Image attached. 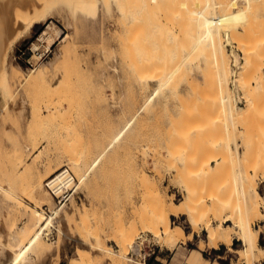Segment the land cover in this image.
Instances as JSON below:
<instances>
[{
    "label": "rangeland",
    "instance_id": "rangeland-1",
    "mask_svg": "<svg viewBox=\"0 0 264 264\" xmlns=\"http://www.w3.org/2000/svg\"><path fill=\"white\" fill-rule=\"evenodd\" d=\"M82 1L84 0H80V2ZM105 1L86 0L80 3L79 0H12L9 7L11 11L3 13L7 11V7L5 6L4 9H2L4 6L1 7L0 29L2 30L0 33L6 34L5 36L11 33L12 29L9 28L26 25L36 11L42 18V22L27 30L13 43L8 54L7 70L0 73V264H10L11 253L19 251L26 242V227L34 216L40 218V223L34 224V228L31 223L30 233L32 235L40 232L45 217H55V229H52L49 240H42L49 247V251L58 249L61 259L59 264H68L78 247L77 240L80 237L86 241L90 240V242H94L99 237L106 246L117 251L120 250L117 238L114 236L121 230L135 234L136 242L141 237L146 239L145 241L141 240L144 241L143 257L135 256V258L144 260L147 264H159V262L162 263V260L172 258L178 250L182 251L180 247L184 248L186 254L203 250V256L211 263L239 264L238 257L230 253L227 247L221 246V249L216 251L206 246L207 234L203 225L199 232L194 233L192 240H181L174 251H168V247L161 246L150 233L138 229L134 221L142 215L144 216L145 212V216H147V212L152 210L150 208L154 203L151 204V201L154 202L152 198L157 188L163 197H167L164 198L168 201L173 198L177 204L186 202L187 192L184 191L181 183L184 179H182L183 175L179 174L183 170V156L187 152L186 148L189 149V153L196 154L195 156L199 157L201 161L200 164L198 163L200 168L196 167L200 174L196 178L193 177L195 184L203 171L202 161L206 165L205 159L212 160L214 157L220 156L222 161H225L229 158V162L226 160L225 164L224 161L219 162L220 168L217 163L212 164L211 168L208 166V172L206 171L208 167L204 165L203 176L212 180L207 181L206 178L201 177L203 182H206L203 186L202 180H199L201 183L198 184L200 186L198 188L201 189L202 186L204 193H207L205 190L208 191L210 188L214 193L218 187L222 189L224 183L226 184L224 187L227 188L228 181H231V187L227 189L231 194H229L230 192L226 194L224 188L225 191H222L226 199H230L233 197L231 195H234L235 201L239 200L238 194L240 195V193H237V187H239L240 173L242 175L249 173L253 178L256 176L255 169L262 168L261 171L256 170L259 172L255 181L260 195L264 197V183H261L264 175V83L258 78L260 70L263 68L264 71V1L250 0L246 14L243 13V24L233 25V31L230 27L231 42L228 44L227 40L223 41L227 50L226 57L228 56L226 62L229 61L227 65L230 64V67L227 66V75H225L227 72H224L220 62L222 60L218 59V62L216 59L221 56L214 53L213 49L205 52L210 48L203 49L206 46L202 47L204 45L202 44L199 48L192 50L195 48L198 35L196 37L192 35V31L193 34H196L194 31L196 29H194V24H190L193 21L195 23L197 19L194 20L195 16L190 15L192 13L189 11L200 12L206 6L205 1L203 4V1L197 0L198 2H190L193 4L190 5L186 0H167V2L158 0L159 3L156 2L157 9L152 6L153 3L155 6V1L152 3V0H148L147 3L144 0ZM222 1L218 0L217 2L222 3ZM225 1L223 2L228 3L234 0ZM161 6L163 7L161 8ZM152 7L155 9L152 10ZM244 7L246 9L245 1L239 0L233 3L232 11H240ZM224 10L221 8L219 12L216 9L215 14L227 15L228 10L223 13ZM184 11H186L185 14ZM5 21L6 24L3 23ZM4 24L6 26L8 24V31L3 26ZM50 24H54L55 29L60 30L63 36L66 35L64 38L67 37V39L65 42L58 41L42 60L36 59L34 56L43 53L45 49V44L37 40ZM185 26L186 29H191L188 31L184 29ZM187 26L189 27L187 28ZM3 27L6 32L3 31ZM49 32L54 34L53 30ZM2 34L0 36H3ZM197 34L200 37V33ZM186 35L188 36L186 37ZM35 43L43 44L37 54L31 52L32 45ZM63 47H69V54L60 64L58 74L50 77L47 87L44 86L43 89L42 86L43 90L41 87L20 86L15 81L14 74L17 72L14 70L15 68L21 69L24 76H28L35 70L39 71L50 66ZM20 50H25L26 54L22 55ZM235 56L243 65L241 66L243 68L238 67V69L241 72L244 69L245 72L241 73L236 69L237 67H234L236 66ZM28 61L32 63V66ZM235 70L241 74L237 73L238 75H236ZM215 76L217 84L220 86L221 79H224H222L224 84L222 83L221 89L214 87ZM225 76L228 79V85L225 82ZM171 77L174 80H171ZM261 77L264 81L263 76ZM238 78L239 80H237ZM247 80H250V83ZM165 82L166 85H164ZM202 82L206 84L203 85ZM255 82L260 84L257 86ZM234 84L238 85L237 88L234 87L235 91ZM228 86L232 88L230 94ZM243 87L248 89L247 94L246 91L244 93L241 90ZM217 89L221 91H217ZM156 90H159V94L155 101L146 105L149 97ZM251 90H256L255 93L253 92L254 96L250 93ZM237 91L243 93L242 95L246 94L247 97L241 95L238 100ZM220 95L222 100L229 95L230 102L234 106L233 112L226 109L228 108L226 106L224 112L221 102H215ZM221 96L217 102L221 100ZM204 97L206 99H203ZM238 101H241L239 107L244 108V112L245 110L247 112L244 118H242L243 110H236ZM199 104L207 105V107L199 106ZM248 106H251V111L248 110ZM261 112H263L262 115ZM210 118L211 120H209ZM213 118L220 119V123ZM182 119L183 124L181 123ZM215 121H217L216 125ZM129 122H132V125L124 139L110 148L111 141ZM202 122L206 123L205 128L208 127L205 129L206 131L203 129V134L199 129L204 128ZM208 123L211 125L209 126ZM225 125L228 127L226 128ZM183 127L188 131L183 130ZM210 127L213 129L210 130ZM222 129L226 130V134L231 129L234 136L230 130L228 136L231 139H228ZM187 134H190L191 142L188 140ZM233 137H236L234 142L242 144L240 150L242 162L233 160L230 153L228 157L229 154L224 152L226 148L228 150V147H225L227 144L234 148ZM174 138L179 140L180 144ZM253 138L258 139L255 141ZM215 142L216 144H214ZM252 147L254 149H250ZM261 152L263 156L260 154ZM224 154H228L227 158H223ZM246 156H249L247 160ZM100 157L99 165L89 175V182L81 185L80 173L88 170ZM245 160L248 162L246 163ZM260 164L261 166L258 167ZM65 167L69 168L79 181L78 195L72 198L59 214L45 216L43 212L45 208L54 210L53 212L58 211L45 183ZM215 169L219 172L223 169L220 173L216 172V175L219 173V177L221 173L223 174V176L221 175L222 182H218V180L221 181V177L218 178L214 175L208 177V173L215 174ZM178 170L181 171L178 173ZM41 180L44 190L40 191L38 184ZM214 180H217V183ZM226 180L228 181L226 182ZM154 183L156 186H160L154 188ZM207 183L209 184L206 185ZM148 189L151 192L147 191ZM199 192L202 193L201 190ZM228 195L230 196L228 197ZM147 198L149 200L151 198V200L149 201ZM235 201L231 202L237 205L238 201ZM83 206L91 210L89 216L84 217V227L81 226V216L77 213V210H82ZM259 213L252 219L256 224L254 229L262 231L259 245L264 247L263 201H260ZM208 216L205 217H208L207 219L214 225L219 223L218 218L216 219L213 215ZM136 217L138 218L136 219ZM61 219L62 221H60ZM171 220L173 224L183 225L186 233L192 232L185 217H171ZM227 223L231 225L230 222ZM65 228L70 236V239L66 241L62 236L65 234ZM233 241L234 249L242 247L236 237ZM202 245H204L203 248H201ZM130 247L127 249V257ZM163 247L165 248L163 249ZM52 259L48 260L47 264H54ZM25 264L44 263L41 256L33 254L27 257ZM128 264L130 263L128 262ZM260 264H264V262Z\"/></svg>",
    "mask_w": 264,
    "mask_h": 264
},
{
    "label": "bare ground",
    "instance_id": "bare-ground-1",
    "mask_svg": "<svg viewBox=\"0 0 264 264\" xmlns=\"http://www.w3.org/2000/svg\"><path fill=\"white\" fill-rule=\"evenodd\" d=\"M34 1V0H33ZM78 1V0H77ZM86 0L82 1V2H85ZM101 1V0H100ZM107 1V0H106ZM105 1V2H106ZM118 1V0H117ZM129 1V0H128ZM146 3L148 0H144ZM153 1H155V6H154V3ZM160 1V0H159ZM158 0H152L151 2L153 3L152 6L153 7H156V4L159 3ZM163 1V0H161ZM160 1V2H161ZM170 1V0H169ZM179 1H184V0H179ZM187 3L189 4L190 2H194V1H197V0H186ZM199 1H203V4H204V1L206 2V6L201 9L200 12H190L189 13H192L190 15H193L195 16L194 17V20L197 19V21L195 23L191 22L190 25H193L191 27H193L196 34H193V31H192V35H194L196 37V35H198L199 37V34L197 33H200V37L196 38V45H195V48H193L192 50L194 49H197L199 48L202 44V47L203 46H206V47H203V49H208L207 51L205 52H209L211 49H213V51H215L214 53H217L218 56H221L219 58H216L217 61L219 59L222 60L220 61L222 66H223V69H224V72L226 73L227 72V62L229 63V61L226 62V45H224V42L225 40H227L226 42H228V44L231 42L230 40V35L232 33V31L234 30L232 27L233 25H239V24H243L242 23V20H244V14H246V11H247V8H248V2L250 0H243L245 1V4H246V9L245 7L243 8V10H240V11H232V6H233V3L239 1V0H234L232 2H228V3H224L223 1L225 0H220L222 1V3H218L217 1L218 0H199ZM264 1V0H263ZM12 0H0V11L2 9L5 8V6L7 7V11L3 12V13H6L8 11H11V9L9 8L10 7V4H11ZM80 2V0H79ZM80 2V3H82ZM104 2V3H105ZM157 2V3H156ZM164 2H167V0H164ZM198 2V1H197ZM226 2V1H225ZM31 3H33L31 1ZM163 3V2H162ZM165 4V3H164ZM188 4L187 5V8L188 7ZM192 3H190L191 5ZM223 4V5H222ZM107 5V3H106ZM146 5V4H144ZM185 5V4H184ZM189 5V6H190ZM193 5V4H192ZM264 5V4H263ZM4 6V7H3ZM36 6V5H35ZM160 6V5H159ZM164 6V5H163ZM161 6V8L163 7ZM204 6V5H203ZM242 6V5H241ZM1 7H3L1 9ZM123 7V6H122ZM150 7V6H148ZM152 7V10L155 9ZM157 7H158V4H157ZM156 7V9H157ZM236 7V6H235ZM37 8V7H36ZM144 8V7H143ZM183 8V7H182ZM191 8V6H190ZM221 8H224L225 10H228V12L226 13L227 15L225 14H222V15H219V14H215L216 13V9H219L221 10ZM149 9V8H148ZM193 9V8H191ZM190 9V10H191ZM120 10H122V8H120ZM151 10V9H149ZM183 10V9H182ZM225 10L223 13H225ZM33 11V9H32ZM182 13V11H180ZM186 11H184V14H185ZM220 12V11H219ZM38 12H34L32 17L29 19V22L26 24V25H23L22 27H18V28H14V26L12 28H9V29H12L11 33L7 36L3 35L2 33H0V35L2 34L3 36H0V73L2 72H5L7 70V67H8V54L11 50V47L13 45V43L19 39V37L25 33L27 30H30L32 29L35 25L39 24L42 22V18L40 17V15L37 14ZM41 13V12H40ZM179 13V14H181ZM218 13V12H217ZM221 14V13H220ZM189 15V16H190ZM122 16V15H121ZM188 16V15H187ZM185 17V15H184ZM183 17V18H184ZM186 18V17H185ZM184 18V19H185ZM192 18V16H191ZM190 18V19H191ZM193 20V19H192ZM185 21V20H184ZM6 24V21L3 22ZM9 23V22H8ZM159 23V22H158ZM184 24L186 22H183ZM3 25L6 27L7 31L9 30L8 29V24L7 26L6 25ZM172 24V23H171ZM159 25V24H157ZM196 25V26H195ZM162 26V25H161ZM164 26V25H163ZM183 26V25H182ZM3 27V31H4V28ZM166 27V26H165ZM189 26H187L188 28ZM232 27V31H231V28ZM230 28V30H229ZM186 29V26L185 28ZM183 29V30H184ZM188 29H191V28H188ZM186 29V30H188ZM238 29V28H237ZM244 29V28H243ZM2 30V29H0ZM50 30H53L54 31V34H51L49 31ZM2 31V32H3ZM189 31V30H188ZM231 31V32H229ZM236 31V30H235ZM6 32V30L4 31ZM3 32V33H4ZM194 32V33H195ZM239 34V33H238ZM235 35V34H233ZM66 36V35H65ZM65 36L62 35V32L60 30H57L55 29L54 27V24H50L49 26H47V29L40 35V37L38 38V41L41 42V43H44L45 46H44V51L43 53H40L39 55H36L34 56V58L36 59H41V57L50 52L51 49L56 45V43L58 41H61V42H65V40L67 39L64 38ZM188 35H186L187 37ZM64 38V39H63ZM190 38V37H189ZM232 38V37H231ZM194 39V38H193ZM198 39V40H197ZM225 39V40H224ZM234 39V38H233ZM232 39V40H233ZM131 42V41H130ZM156 44V43H155ZM241 44V43H240ZM43 45V44H42ZM42 45H40L39 43L38 44H33L32 45V51L36 52V51H39L41 50V47ZM233 45V44H232ZM208 47V48H207ZM191 50V51H192ZM199 50V49H198ZM234 50V49H233ZM69 47H63L62 50L57 54V56L54 58V60L51 62L50 66L48 67H44L43 69H40L39 71H33L30 75H25L23 74V72L21 71V69L19 68H15L14 70H16L17 72L14 74V79L15 81H17V83L20 84V86H24V87H29V88H36V87H41L42 89V86H43V89L45 87H47L48 83H49V79L50 77L52 76H55L58 74V71H59V68H60V64L64 62V60L66 59V57L68 56L69 54ZM197 51V50H195ZM131 52V51H130ZM200 52V51H199ZM232 52V51H231ZM236 52V51H235ZM234 52V53H235ZM191 53V52H190ZM193 53V52H192ZM230 55V54H229ZM233 55V54H232ZM215 56V55H214ZM231 56V55H230ZM217 57V56H216ZM215 59V61H216ZM229 60V59H228ZM218 61V62H219ZM217 62V63H218ZM216 63V65H217ZM214 65V64H213ZM235 65L234 67H237L236 69H238V67H241L243 66L242 63L236 58L235 56ZM220 66V65H219ZM230 67V66H229ZM212 68V67H211ZM243 68V67H241ZM214 69V68H213ZM210 70V69H209ZM234 70V69H233ZM239 70V69H238ZM32 71V70H31ZM215 71V70H214ZM236 71V70H235ZM241 72V70H239ZM239 71L237 72L236 71V75H240L242 72H245L244 69H242V72L239 73ZM257 72H259V70L257 69ZM238 73V74H237ZM261 73V74H260ZM260 73H259V76L258 78L261 79V82L264 83V81H262V77L264 78V71H263V68L260 70ZM228 72L225 74L227 75ZM244 74V73H243ZM255 74V73H254ZM257 74V73H256ZM255 74V75H256ZM223 75V74H222ZM235 75V74H234ZM235 75V76H236ZM245 75V74H244ZM242 76V75H241ZM164 77V76H163ZM169 77V76H168ZM212 77V76H210ZM240 78V76H237ZM236 77V78H237ZM246 77V76H245ZM257 77V76H256ZM165 78V77H164ZM172 79L171 80H174L173 77H171ZM239 78L237 80H239ZM243 78V76H242ZM241 78V79H242ZM168 79V78H167ZM215 86L214 87H217V88H220L224 83H223V80L221 79L222 83H221V86L219 84H217V77L215 76ZM220 79V78H218ZM233 79L235 80L234 76H233ZM232 79V80H233ZM247 79V77H246ZM257 79V78H256ZM166 80V79H165ZM188 80V79H187ZM207 80V79H206ZM209 80V79H208ZM227 77L225 76V82L227 83L228 85V82H227ZM236 80V81H237ZM259 81V79H257ZM256 80V81H257ZM162 81V80H161ZM164 81V80H163ZM211 81V80H210ZM209 81V82H210ZM242 81V80H241ZM248 81V80H247ZM252 81V80H251ZM254 81V80H253ZM167 82V81H166ZM165 82L164 85H166L167 83ZM205 82V80H204ZM260 82V81H259ZM260 82V83H261ZM203 83V82H202ZM211 83V82H210ZM213 83V82H212ZM219 83H220V80H219ZM225 83V84H226ZM237 83V82H236ZM239 83V82H238ZM241 83V82H240ZM248 83H250V80L248 81ZM256 84L258 82H255ZM259 83V84H260ZM261 83V85H262ZM18 84V85H19ZM162 84V85H163ZM206 84V83H203V85ZM213 84V85H214ZM217 84V85H216ZM243 86H244V83L242 82ZM257 84V86L259 85ZM163 85V86H164ZM201 85V84H199ZM241 86V84H239ZM45 86V87H44ZM219 86V87H218ZM237 84H234L233 85V88L236 87L237 88ZM239 86V88H240ZM247 86H249L247 84ZM202 87V86H201ZM205 87V86H203ZM202 87V88H203ZM209 87V86H208ZM213 87V86H212ZM213 87V88H214ZM223 87V86H222ZM242 87V86H241ZM250 87V86H249ZM262 87V86H261ZM160 88V87H159ZM162 88V87H161ZM228 88V93L230 94V91L232 90V88H230L229 86L227 87ZM244 88V87H243ZM241 89L243 90V92L245 93L246 91V94L248 93V89L247 88H244V89H247V90H244V89ZM252 88V87H251ZM40 90V88H38ZM42 89V90H43ZM221 89V88H220ZM250 89V88H249ZM226 90V89H225ZM41 91V90H40ZM200 91V89H199ZM205 91V90H204ZM209 91V90H208ZM217 91H221L219 89H217ZM234 91H235V88H234ZM233 91V92H234ZM252 92H250L253 95V92L256 91V90H251ZM43 92V91H41ZM200 93V92H199ZM213 93V92H212ZM216 93V92H215ZM249 93V94H250ZM255 93V92H254ZM159 94V90H156L154 93H152V95L149 97L148 101L146 102V105L148 104H152L154 101H155V98L157 97V95ZM195 94V93H194ZM201 94V93H200ZM220 94V92H219ZM243 94V93H242ZM240 92L237 91L236 93V96L239 100V98H241V95H242ZM245 95H242L243 97L246 96ZM209 95V94H208ZM235 95V94H234ZM202 96V95H201ZM221 96V95H220ZM219 96V98H220ZM252 96H251V101H252ZM212 97V96H211ZM214 97V96H213ZM247 97V96H246ZM260 97V96H259ZM218 98V99H219ZM203 99H206L205 97ZM217 99V100H218ZM184 100V99H183ZM191 100V99H190ZM208 100V99H207ZM217 100L215 101L216 103H220L221 105H223L222 107L224 108V112L226 111L225 110V106L228 107L226 109H229L230 112H233V108L234 106L232 105V103L230 102V97L229 95L226 96V98H224L222 100V96H221V100L217 102ZM210 101V99H209ZM203 102L205 103V101L203 100ZM241 101H238L236 103V110L238 111H242L244 112V108L242 107H239V104H240ZM254 102V101H253ZM199 103V102H198ZM208 103V102H207ZM206 103V104H207ZM216 103H214L216 106ZM245 104V103H244ZM146 105H145V108H146ZM184 105V104H183ZM203 106V107H207L204 106V104H199V106ZM211 105V104H210ZM247 106V105H246ZM257 106V105H256ZM187 107V106H186ZM211 107V106H210ZM248 110H250L251 106H248ZM258 107V106H257ZM202 108V107H200ZM247 108V107H246ZM202 110V109H200ZM207 110V109H206ZM211 110V109H210ZM183 111V110H182ZM251 111V110H250ZM178 112V111H177ZM184 112V111H183ZM196 112V111H195ZM206 112V111H205ZM229 112V111H228ZM209 113V111H208ZM245 112H244V115L242 116V118H244L245 116ZM263 112H261V115H262ZM187 114V113H185ZM193 114V113H192ZM201 114V113H200ZM203 114V112H202ZM231 114V113H229ZM239 114V113H238ZM211 115V113H210ZM232 115V114H231ZM234 115V114H233ZM241 115H242V112H241ZM185 116V115H184ZM193 115H191L192 117ZM195 116H196V113H195ZM225 116V115H224ZM238 116V115H237ZM182 117V116H181ZM194 117V116H193ZM199 117V115H198ZM230 117V116H229ZM232 117V116H231ZM263 116H261V119ZM197 118V117H196ZM200 118V117H199ZM217 118V116H216ZM216 118H213V119H216ZM219 118V117H218ZM195 119V118H194ZM233 119V118H231ZM260 119V120H261ZM202 120V119H201ZM211 120V118L209 119ZM217 120V119H216ZM235 120V118H234ZM237 120V118H236ZM239 120V119H238ZM241 120V119H240ZM183 119L181 120V123H182ZM218 123H220V119L217 120ZM217 121H215V125L217 124ZM233 121V120H232ZM186 122V121H185ZM191 122V121H190ZM195 122V121H194ZM204 122V120H203ZM202 122V124H203ZM227 122V121H226ZM225 122V123H226ZM180 123V124H181ZM199 123V122H198ZM197 123V124H198ZM207 123V121H206ZM206 123H204V128H199L200 129V133L203 134L204 131H206L205 129V125ZM212 123V122H211ZM243 123V122H242ZM183 124V123H182ZM209 124V123H208ZM244 124V123H243ZM132 125V122H129L116 136L115 138L111 141L112 144H111V147L109 145L110 148H113L115 145H117L121 140L124 139L126 133L128 132V130L130 129ZM200 125V124H199ZM211 124H209L210 126ZM228 126H230L229 124H227ZM232 125V124H231ZM260 125V124H259ZM191 126V125H189ZM208 126V125H207ZM227 126V127H228ZM233 126V125H232ZM231 126V127H232ZM243 126V125H242ZM215 127H218V126H215ZM226 127V125H225ZM224 127V129H225ZM226 127V128H227ZM260 127V126H259ZM245 128V127H244ZM247 128V127H246ZM204 129V131H203ZM213 129L212 127H210V130ZM218 129V128H216ZM179 130V129H178ZM182 130V129H181ZM180 130V131H181ZM183 130H185V128L183 127ZM187 130V129H186ZM185 130V131H186ZM228 130V129H227ZM231 130V129H230ZM229 130V131H230ZM232 130H233V127H232ZM231 130V132H232ZM188 131V130H187ZM186 131V132H187ZM222 131H224L222 129ZM226 131V130H225ZM224 131V133L226 134V132ZM228 131V133H230ZM179 132V131H178ZM197 132V131H196ZM260 132V131H259ZM181 133V132H180ZM208 133H209V130H208ZM228 133L226 134L228 136ZM264 133V131H263ZM184 134V133H182ZM186 134V133H185ZM205 134V133H204ZM210 134V133H209ZM217 134V133H216ZM233 136H234V132H232ZM180 135V134H179ZM215 135V133H214ZM188 136V140L190 141L192 138L190 136V134H187ZM196 136V135H195ZM199 136V135H197ZM221 136V135H220ZM232 136V135H231ZM179 137V136H178ZM205 137V136H204ZM208 137V135H207ZM206 137V138H207ZM211 137V136H210ZM172 138V137H171ZM212 138V137H211ZM231 139L230 136H228V139ZM234 138L236 137H233L232 141L233 143H235L233 147L229 146V144L226 145L225 143V147H228V150L226 148V150L224 151L225 153L227 152L228 154L230 153L233 160L235 161H241L242 157H241V148H242V144L241 142H234ZM176 139V138H174ZM254 139V138H253ZM258 139V138H257ZM256 139V140H257ZM177 140V139H176ZM195 140V139H194ZM197 140V139H196ZM206 140V139H204ZM213 140V139H212ZM211 140V141H212ZM245 140V139H244ZM255 140V139H254ZM255 140V141H256ZM263 140V139H262ZM179 140H177L178 142ZM188 141V142H189ZM192 141V140H191ZM190 141V142H191ZM222 141V140H221ZM171 142V141H170ZM180 142H182L180 140ZM227 142V141H226ZM179 143V142H178ZM197 143V142H196ZM232 143V142H230ZM177 144V143H176ZM180 144V143H179ZM216 144V142L214 143ZM224 144V143H223ZM253 144V143H252ZM261 144V143H260ZM181 145H184V144H181ZM197 145V144H196ZM231 145V144H230ZM251 145V144H250ZM186 146V145H184ZM183 146V148L185 149V147ZM203 146V145H202ZM205 146V145H204ZM223 146V147H224ZM187 147V146H186ZM213 147V146H212ZM222 147V146H221ZM109 148V149H110ZM219 148V147H218ZM247 148V147H246ZM245 148V152H246V149ZM183 149V150H184ZM222 149V148H220ZM250 149H254L253 147L250 148ZM258 149V148H257ZM212 150H215L214 148H212ZM186 151L184 156H183V159L182 161L184 162V166H183V170L181 173H179V171L181 170H178V173L179 174H182L183 175V178L184 181L181 182L182 183V188L184 189V191H186L187 193V200L185 203L180 204L176 203L174 201V199L172 198L170 201L166 200V198H164L161 194H160V191L159 190H155V195L153 193V201H151V204L154 203L153 207L149 208L152 209L150 212H147V216L146 215V212L144 213V216L142 215V213L140 214L141 217H139V219H137L138 217H136L137 220L134 221V224L136 226H138V229H142L143 232H148L152 235V237H154L158 243L161 245V246H165V247H168V251H174L178 245V243L181 241V240H192L193 236H194V233L196 232H199L200 229L202 228L201 226L203 225L204 227V230L207 234V243H206V246L212 250H218L220 249L221 246H225L227 247L228 251L232 254H235L237 257H238V263L239 264H256V263H261V262H264V247H260L259 245V239H260V234L262 233V231L260 232V230H255L254 227L256 226L254 222V215L258 216V214H260V201H263L264 202V197H262L258 191V186L256 184V181L255 179H257L256 177L258 176V172L262 170L261 169H258L257 167H255V165H253L255 168V175L256 176H253L250 177L248 171L246 173L248 174H245V175H242V173H240V181H239V187H237V193H240V195L238 194V197L240 198L239 200L237 199L236 201H238L237 205H234V203H232L231 201H235V199L233 198L234 195H231L233 197H231L230 199H226V196L225 194L223 193L222 190H226V194H227V189H229L228 187H231L230 184H231V181L229 182L228 180H226V182L228 181V187H224V185H226L224 183V185L222 186V189L219 188L218 184H217V189H216V192L213 193V191L211 192V188L210 186L208 188H210V192L209 190H205L207 193H204V188H203V191H202V186L203 184H205L202 180V178L204 177V179L206 178V176H203V171H204V161H202L203 163L201 164L203 166V171L201 172V177L200 179L198 178V182L196 181V184H195V180L193 179L196 178V176H198L200 174V171L199 169L197 170V168H200L198 163L201 162L199 160V157L197 158V156H195L196 154H192V153H189V149L186 148ZM204 151V150H203ZM211 151V150H210ZM216 151V150H215ZM221 151V150H220ZM264 151V150H263ZM252 152V151H251ZM216 153V152H215ZM249 153V152H248ZM205 154V153H204ZM211 154V153H210ZM228 154H224L223 158L227 156ZM230 154L228 155V157L230 156ZM262 155V152L260 153ZM194 155V156H193ZM200 155V154H199ZM198 155V156H199ZM220 155V154H219ZM223 155V153L221 154V156ZM247 155V154H246ZM258 155V154H257ZM264 155V154H263ZM262 155V156H263ZM215 155L213 154V157ZM247 157V156H246ZM249 157V156H248ZM248 157L246 158V160L248 159ZM197 158V159H196ZM210 158V157H209ZM222 157L220 156H217V157H214V159L210 160V159H205L206 162V165L205 167L209 166L211 168L212 164H215L217 163L218 164V168H220V161H222L221 159ZM231 158V157H230ZM245 158V157H244ZM257 158V156H256ZM264 158V157H263ZM202 159V158H201ZM199 160V161H198ZM208 160V161H207ZM226 160H228L229 162V158H227ZM225 160V161H226ZM232 160V159H231ZM245 160V162H246ZM261 160V158L259 159V161ZM264 160V159H263ZM101 161V157L98 158L93 164L92 166H90V168L88 170H86L85 172L83 173H80V176H79V179H80V182H81V185L87 183V181L90 179L89 178V175L92 171H94L96 169V167L99 165ZM198 161V162H197ZM225 161H224V164H225ZM250 161V160H249ZM227 162V161H226ZM242 162V161H241ZM244 162V161H243ZM248 162V161H247ZM246 162V163H247ZM262 162V161H261ZM259 162V163H261ZM186 163V165H185ZM238 163V162H237ZM264 163V162H263ZM262 163V165H263ZM190 164L192 165L190 167ZM200 164V163H199ZM235 164V163H234ZM241 164V163H240ZM238 164V165H240ZM245 164V163H244ZM243 164V165H244ZM198 165V166H197ZM251 165V164H250ZM257 165V164H256ZM72 166V165H71ZM195 166V167H194ZM261 164L258 166L260 167ZM78 167V166H77ZM185 167V168H184ZM194 169H193V168ZM197 167V168H196ZM209 167L208 169L206 170L208 172L209 170ZM239 167V166H238ZM247 167H249L247 165ZM73 168V167H72ZM191 168V169H189ZM196 168V169H195ZM244 168V166H243ZM251 168V166H250ZM63 169V168H62ZM61 169V170H62ZM74 169V168H73ZM201 169V170H202ZM217 169V168H216ZM216 169H215V174H211V173H208V177L214 175V176H218V178L221 177V175L223 176V174L221 173L220 177H219V173L222 170H220L219 173H217L216 175ZM239 169V168H238ZM246 169H249V168H246ZM256 170H259V171H256ZM264 170V168H263ZM60 171V170H59ZM58 171V172H59ZM245 171V170H244ZM57 172V173H58ZM227 172V171H226ZM229 172V171H228ZM233 172V170H232ZM56 173V174H57ZM214 173V172H213ZM254 173V171H253ZM52 174V173H50ZM49 174V175H50ZM233 174V173H232ZM263 174V173H261ZM74 175V174H73ZM227 175V174H226ZM75 176V175H74ZM181 176V175H180ZM214 176H213V179H214ZM215 177V178H216ZM255 177V178H254ZM222 178V179H221ZM219 181L218 179V182H222L223 180V177H221ZM239 178L237 179V181L239 180ZM207 179V178H206ZM226 179V178H225ZM49 180V179H48ZM47 180V181H48ZM197 180V179H196ZM199 180H202L201 182L202 183V186H201V189L200 186H198V184L200 185V181ZM209 179H207L208 181ZM211 180V178H210ZM209 180V181H210ZM217 180L215 181L217 183ZM46 181V182H47ZM206 181V180H205ZM212 181V180H211ZM89 182V181H88ZM148 183V182H147ZM180 183V182H179ZM261 183H264V175L262 176V180H261ZM151 184V183H150ZM156 183L153 184V186H155L154 188H156L157 186H160V185H155ZM158 184V183H157ZM209 183H207L206 185H208ZM213 185V183H211ZM215 184V183H214ZM39 185V190L41 191L43 189V184H42V180L40 181V183L38 184ZM46 185V184H45ZM194 185V186H193ZM204 185V186H206ZM211 185V187H212ZM222 185V184H221ZM220 185V187H221ZM235 185V184H234ZM152 186V185H151ZM216 186V185H215ZM181 187V185H180ZM199 187V188H198ZM153 188V187H151ZM224 188V189H223ZM79 189V181H78V187H77V191ZM199 189V190H198ZM206 189V188H205ZM215 189V188H214ZM234 189V190H233ZM231 191L234 193L235 191V187L233 188ZM44 190V189H43ZM151 190V189H150ZM201 190L202 193H200L199 191ZM224 190V191H225ZM39 191V193H40ZM149 191V189L147 190ZM215 191V190H214ZM49 192V191H48ZM151 192V191H149ZM153 192V190H152ZM210 194H209V193ZM230 192V190H229ZM228 192V193H229ZM235 192V194H237ZM44 194V192L42 193V195ZM50 194V192H49ZM149 194V193H148ZM208 195V196H205V195ZM224 194V195H222ZM231 194V192L229 193ZM51 195V194H50ZM146 195V194H145ZM52 196V195H51ZM147 196V195H146ZM230 195H228L229 197ZM241 196V197H240ZM53 198V196H52ZM155 198V199H154ZM50 200V199H48ZM54 200V198H53ZM72 200V199H71ZM70 200V201H71ZM144 200V199H143ZM142 200V201H143ZM147 200H149L147 198ZM146 200V201H147ZM151 200V198H150ZM149 200V201H150ZM52 201V200H51ZM235 201V202H236ZM240 201V202H239ZM55 203V201H54ZM150 203V202H149ZM236 204V203H235ZM53 205V204H52ZM145 205H147L145 203ZM150 205V204H149ZM66 205L62 206V207H57L56 204H55V208L58 210L57 212H53L51 211L52 213L51 214H54V215H57L60 213V211L65 207ZM152 206V205H151ZM137 207V206H136ZM140 208H142L141 206H138ZM143 207H144V204H143ZM147 207V206H145ZM148 209V207H147ZM149 209V210H150ZM143 212H144V209H142ZM141 210V211H142ZM148 210V211H149ZM146 211V209H145ZM45 213V209L43 211ZM91 212V210L88 208V207H84L83 206V209L80 210L78 209L77 210V213L81 216V226L84 227L85 226V219L84 217H88L89 216V213ZM239 214H240V217H239ZM50 215V214H49ZM208 215H213L218 221L219 223L217 225H214L211 221H209V219H207L209 216ZM263 215V214H262ZM45 216L46 213H45ZM138 216V215H137ZM180 216H183L187 219V224H189L190 228L192 229V232L189 234V233H186L183 225H177V224H173L172 223V220H171V217H175V218H178ZM205 216H208L207 218ZM253 216V217H252ZM205 217V218H204ZM253 218V219H252ZM259 218V217H257ZM207 219V220H205ZM55 217H45V222L43 223L42 227H41V230L39 233H35L34 235H32L30 233V230L32 229V225H33V228H34V224H39L40 223V218L37 217V216H34L31 221L29 222V226L27 225L26 227V235L25 237L27 238L26 239V242L23 244V246L21 247V249L17 252H13L11 253V263L10 264H25L26 263V259L28 256L30 255H33V254H37L39 256H41L42 258V261L44 264H47L48 263V260L52 259V262H54V264H59L60 262V255H59V252H58V249L54 250V251H49V247L44 243V241L42 239H47L49 240L48 238L51 236V233H52V229H55ZM204 220H205V223H204ZM260 220V219H259ZM62 221V219L60 220ZM230 222L231 225H229L227 222ZM54 222V223H53ZM32 223V225H31ZM66 230V228H65ZM139 231V230H138ZM138 231L136 232L138 234ZM144 234V233H143ZM63 236V240H68L70 239V236L69 234L67 233V230L65 231V234L62 235ZM115 238H117V244H118V247L120 248V250H114L112 249V247H108L106 246L104 243H102L103 241L101 240V238L97 237L96 240L94 242H90V240H84L83 238H79L77 240V244H78V247H76L75 249V253L73 255V257L70 258L68 264H128V262L130 264H140V263H144V264H147L144 260H138L137 258H135V256H137L138 258L139 257H143L142 256V246H143V243L146 239H144V241H141L143 240L142 237L137 240V242L134 240V238L136 237L135 234H130L129 232H127L126 230H121L120 233H117L115 236ZM234 237H236L237 241L241 242V248L240 249H234L233 248V240H234ZM153 238V239H154ZM152 239V240H153ZM115 242H116V239H115ZM133 242H135L133 244ZM53 243V242H52ZM56 244V243H54ZM133 244V245H132ZM203 244V243H202ZM130 247V251L128 253V257L126 256V253H127V249L128 247ZM163 247V249L165 248ZM204 245H202L201 248H203ZM162 249V247H161ZM132 253L135 255L134 257L131 256ZM56 263H55V261ZM139 262V263H137ZM52 264V263H51Z\"/></svg>",
    "mask_w": 264,
    "mask_h": 264
},
{
    "label": "built area",
    "instance_id": "built-area-1",
    "mask_svg": "<svg viewBox=\"0 0 264 264\" xmlns=\"http://www.w3.org/2000/svg\"><path fill=\"white\" fill-rule=\"evenodd\" d=\"M38 41V40H37ZM31 52L33 54H37L38 51ZM22 55L26 54L25 50H20ZM47 54V53H46ZM44 54L40 60L46 55ZM39 55V54H37ZM28 63L32 66V63L28 61ZM46 188L53 196L56 206L62 207L70 202L72 198H75L78 195L77 187H78V180L73 175L71 170L67 167L60 170L57 174L52 176L46 183ZM45 213L48 216L51 214V210L49 208H45ZM131 256H135L133 253Z\"/></svg>",
    "mask_w": 264,
    "mask_h": 264
},
{
    "label": "crops",
    "instance_id": "crops-1",
    "mask_svg": "<svg viewBox=\"0 0 264 264\" xmlns=\"http://www.w3.org/2000/svg\"><path fill=\"white\" fill-rule=\"evenodd\" d=\"M180 249H182V251L178 250L172 258L167 260H162V263L159 262V264H217V263H211L208 259H206L203 256L202 254L203 250L201 249L200 251H192L190 254H186L184 252L185 250L183 247H180Z\"/></svg>",
    "mask_w": 264,
    "mask_h": 264
}]
</instances>
